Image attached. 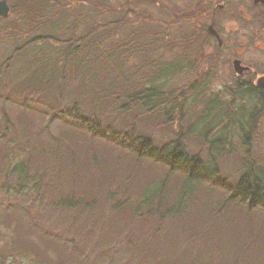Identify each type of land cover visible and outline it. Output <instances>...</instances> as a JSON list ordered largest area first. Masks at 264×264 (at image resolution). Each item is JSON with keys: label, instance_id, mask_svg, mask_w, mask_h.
I'll return each mask as SVG.
<instances>
[{"label": "rangeland", "instance_id": "obj_1", "mask_svg": "<svg viewBox=\"0 0 264 264\" xmlns=\"http://www.w3.org/2000/svg\"><path fill=\"white\" fill-rule=\"evenodd\" d=\"M49 1L62 4L56 6L64 7L59 12L83 7L81 19L69 35L62 34L61 26L48 31L54 39L48 41L52 43L49 46L38 42L16 50L33 38L25 28L33 24L21 22L16 10L0 18V209L7 206V211H12L21 205L28 211L9 226L0 215V264H36L39 256L47 259L40 260L42 264L60 260L54 243L44 247L37 227L27 226L35 220L46 228L40 217L45 203L35 200L33 208L29 207L35 183L41 193L52 186H74L71 191L78 198L93 202L74 219L82 221L74 229L84 237L79 248L88 264H132L144 253L151 260L148 264H264V210L249 211L246 203L227 200L244 173L253 171L264 179V109H256L250 99L245 98V103L240 100L230 61H199L197 56L179 60L175 26L149 25L161 21L162 0H96L105 5L96 6L97 10L89 8L93 0ZM17 2L8 0L9 8ZM126 12L131 18L122 17ZM122 19L129 21L122 23ZM101 21L115 29L101 42V51L112 52L122 43L131 48L125 56L116 49L120 54L113 53L105 63L104 53L95 60L89 54L85 62L65 66L63 82L43 90L25 88L23 84L36 73L43 53H53L59 45L73 47L69 39L75 41ZM134 28L139 30L137 35L132 33ZM167 35L174 40L166 45L163 39ZM236 37L240 42L242 37ZM249 39H256V29H249ZM56 58L60 66V56ZM257 58L253 44L240 58L243 65L251 63L253 67L248 76L252 83L262 75ZM148 62L151 65L146 67ZM182 65L184 73L179 72ZM158 73L164 76L156 82L162 84L159 92L181 103L179 110L177 105L154 113L135 108L126 111L121 108L123 100L112 103L114 96L108 93L114 89L107 88L111 79L119 76L128 86L137 81L149 84ZM216 93L225 104L209 106V98ZM25 101L27 107L21 105ZM74 104L78 116L99 121L101 133L106 127H113L115 133L132 127L133 135L150 137L154 148L174 140L175 129H179L186 154L200 158L199 177L190 180L182 171L169 172L147 157L137 159L134 152L121 151L102 138L77 131L71 117L59 119ZM171 117L174 121L167 125L166 118ZM249 124L255 126L250 129ZM247 132L251 135L245 146L242 136ZM19 162L29 167L21 186L17 175L11 173ZM4 180V188L10 190L7 194ZM53 226H48V235L58 234L60 229ZM63 232L67 233L64 238H72L69 229ZM140 263L146 264V260Z\"/></svg>", "mask_w": 264, "mask_h": 264}, {"label": "trees", "instance_id": "obj_2", "mask_svg": "<svg viewBox=\"0 0 264 264\" xmlns=\"http://www.w3.org/2000/svg\"><path fill=\"white\" fill-rule=\"evenodd\" d=\"M60 4L59 2L53 3L49 0H18L17 4L11 6L10 10L12 12L16 10L17 13L20 14L21 22L33 24L25 25V28H28L29 32L34 34L33 38L27 41H23V44H21L22 47L18 46V49L16 50H20L26 46L31 47V45L33 46L39 44L38 42L47 43L48 41L54 40L52 39V36L48 35V31H55L56 27H62V34L66 33L69 35L71 31L74 30V24L79 23L81 19V8L83 7L78 6L74 9L67 8L68 11L63 9L61 10V12H59V9L64 8L60 7L57 9L56 6H61L62 4ZM88 4L89 8H94V10H97L95 8L96 6L102 8H104L105 6L103 2H96V0L90 1ZM76 9H78L77 12ZM100 13L104 15V12L101 10ZM122 17L131 18V15L130 13L126 12V15H123ZM132 17L134 18L135 16H133L132 14ZM125 20L129 21V19ZM125 20L122 19L120 22H124ZM102 21L96 23V26L91 27L90 30L86 31V33H84L83 35L75 38V41L69 39L72 42L71 45H73V47H71L69 44H67L68 46L59 45L56 46V48H53V53H43L42 60H40L39 62L40 66L36 67V73L30 74L31 76L27 79L26 83L23 84L25 88H35L37 90H43L45 87H47V85L56 84L57 81L63 82L65 77L61 76V74H63V72L65 71V66L71 65L73 67L79 65V63H81L80 61L85 62V58L89 54L91 58L95 60L97 56L104 53L105 59L103 58V62L105 63H108L110 61L113 53H116V49L120 50L121 53H123L122 55L125 56V52H128L127 50L131 48H129V45L123 47L122 43L116 44L114 47V51L112 52L105 54V52L101 51V42L106 37H108L109 34L113 32V30H115L114 28L108 29L107 27H109L110 25L108 24L109 22L106 23ZM64 22H71L72 25H57ZM105 29H107V31L102 33ZM37 33H39L40 35H37ZM132 33H136L137 35L139 33V30L134 28ZM131 42V39L128 38L127 43ZM51 44V42H48V46ZM56 55H58V57L60 56V66L57 65ZM46 57H48L49 59ZM77 58H79V61H77ZM36 63H38V61H36ZM149 64L150 62L146 63L145 66L149 67L151 65ZM140 66L142 65L136 67L135 73L139 71V69L141 68ZM157 72H160V69L158 67ZM163 79L164 76H161L158 73V75L152 76L150 78L149 84H144L141 83V81H137L133 86H128L126 83L120 81V78L118 76L114 79H111L109 84H107L108 89H114V91L108 94H110V96H114V99L110 98L112 103L123 100L124 106L121 108H125L126 111L127 109L130 110L132 108H135L143 112L154 113L159 108L168 106H173L174 108L178 105L176 103V99L173 98L172 100H169L168 98H164L165 95L159 92L160 88H162V84L156 82ZM96 81L98 82V79ZM251 96H255V93H251ZM255 100V98H252L250 101ZM170 101L174 102L169 103ZM21 105L27 107L29 103L25 101L22 102ZM180 105L181 103L178 105V110L180 108ZM76 108L77 105L75 104L73 106H70L67 111H63L64 115L59 116V119H61L62 121H67V119L71 117V119L73 120L72 126L77 131L85 133L93 138H102L104 142H110L113 146L117 147L121 151L127 150L131 154L132 152H134L137 159L147 157L151 159L153 163H159L167 167V170L169 172H174L176 170L184 172L186 174V177L190 180H195L199 177L198 173L202 171L200 158L198 155L189 157L186 154L181 144V137L183 135L179 129H175L176 137L174 138V140L164 143L159 148H154L152 139L150 137L133 135L132 127L123 130L120 129L116 133L113 132V127H106L104 132L101 133L99 128V121H97L96 118L84 119V117L78 116ZM242 117L243 114L241 115V118ZM166 119L167 120L165 121V123L167 125H172V122L174 121L172 117ZM252 126L254 127L255 125H248L250 129H252ZM249 135L251 134L247 132L242 136V144L245 146L249 140ZM11 147L12 146L8 148V155L10 153ZM5 153H7V151ZM28 168L29 167H27V164H25V162H19L11 168V173L17 175V179L19 182L17 183V185H20V182L27 178ZM259 176L260 175H258L257 173L255 174L253 171L244 173V176L241 177V179L238 181L227 200L230 202L236 200L239 204L246 203L247 209L249 211L253 210L254 208H260L264 210V179H259ZM4 183L5 180L2 185L3 188ZM50 188H52V190ZM50 188H45L41 193L38 183L31 185L30 191H33V199L29 207L33 208L31 204L33 205L35 203V200H39L40 205L42 204V202L45 203L44 206L40 208V213L42 215L40 217L43 218L42 222H44L46 228H43V224H41L39 221L36 222L35 220L28 221L27 226L37 227L38 236L42 239V245L44 247H47L48 243H54V250L57 252V254L60 255V260L57 262V264H63L62 262L64 261H71L72 264H88L86 262V256H83L80 253L81 249L79 248V245L83 244L84 237L78 236L79 233L74 229L75 225H77V222L80 224V222L82 221L79 218V220L77 221H74V219L76 218V213H81L84 209H89L90 207H92L93 202H85L83 201V199L78 198L75 192L71 191L74 186H70L69 188L52 186ZM9 191V188H4L5 194H7ZM47 196H49V198H45ZM0 210V215L3 216V224H5L6 226H9L11 222L18 223L20 217L25 216V214L28 212L21 205H18L16 209L12 211H7V206H4V208ZM91 210L92 209H90L89 211ZM55 212H57V214H55ZM51 225H54L53 227L60 229L59 232H57V235H48V226ZM66 229L70 230L69 235H71L72 237L70 240L64 238L65 236H67L65 235L67 233L63 232ZM27 232L31 234L28 229ZM49 239H51V242ZM146 256V253L138 255V257L136 256L132 261V264H141L140 262L142 260H146V264H148L149 262H151V260ZM39 258L42 261L47 260L41 259L40 256ZM40 260L36 264H42L40 263Z\"/></svg>", "mask_w": 264, "mask_h": 264}, {"label": "flooded vegetation", "instance_id": "obj_3", "mask_svg": "<svg viewBox=\"0 0 264 264\" xmlns=\"http://www.w3.org/2000/svg\"><path fill=\"white\" fill-rule=\"evenodd\" d=\"M161 4V21L149 25L175 26L178 59L197 56L199 61H230L236 93L242 95L240 100L245 103V98H255L252 101L255 108L264 109V80L259 82L264 77V0H162ZM253 28L256 29V39L250 42L249 29ZM238 35L242 37L240 42ZM163 40L167 45L174 39L167 35ZM252 44L257 48V61L262 69V75L253 83L248 79L253 69L251 63L243 65L240 59ZM184 67L182 65L179 72L184 73ZM221 104L225 103L219 100L217 93L209 98V106L219 107Z\"/></svg>", "mask_w": 264, "mask_h": 264}, {"label": "water", "instance_id": "obj_4", "mask_svg": "<svg viewBox=\"0 0 264 264\" xmlns=\"http://www.w3.org/2000/svg\"><path fill=\"white\" fill-rule=\"evenodd\" d=\"M9 7L7 5V0H0V18H6L8 16ZM240 72V71H239ZM264 77L259 79L260 81H263Z\"/></svg>", "mask_w": 264, "mask_h": 264}]
</instances>
